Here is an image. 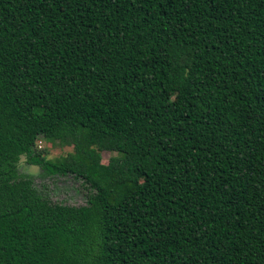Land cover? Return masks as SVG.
Instances as JSON below:
<instances>
[{"label":"trees","instance_id":"1","mask_svg":"<svg viewBox=\"0 0 264 264\" xmlns=\"http://www.w3.org/2000/svg\"><path fill=\"white\" fill-rule=\"evenodd\" d=\"M0 264H264V0H0Z\"/></svg>","mask_w":264,"mask_h":264},{"label":"rangeland","instance_id":"2","mask_svg":"<svg viewBox=\"0 0 264 264\" xmlns=\"http://www.w3.org/2000/svg\"><path fill=\"white\" fill-rule=\"evenodd\" d=\"M37 144L39 149H47L48 157L52 159L73 151L72 146L60 145L44 139L39 140ZM111 155L109 152H103V162L107 163ZM19 172L21 175H29L34 185L54 202L71 205H82L87 202L90 190L81 179H76L73 175H48L40 167L27 164L25 156L21 157Z\"/></svg>","mask_w":264,"mask_h":264}]
</instances>
